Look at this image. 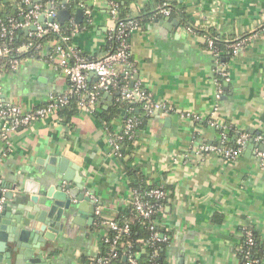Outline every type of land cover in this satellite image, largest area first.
Listing matches in <instances>:
<instances>
[{
  "label": "crops",
  "instance_id": "obj_1",
  "mask_svg": "<svg viewBox=\"0 0 264 264\" xmlns=\"http://www.w3.org/2000/svg\"><path fill=\"white\" fill-rule=\"evenodd\" d=\"M51 1L34 0L45 8ZM76 1H56L60 10L71 13L65 22L79 28L71 45L87 57L104 56L108 32L114 27L108 1L90 0V25L82 29L79 26L87 16L76 20L77 10L82 8L72 7ZM167 1L180 7L181 14L155 13L131 32L128 44L137 68L130 84L140 81L171 109L138 129L125 158L132 160L149 184L167 190L158 223L170 238L168 264H241L235 247L244 236L243 229L264 237V158L259 154L264 152V0ZM24 5V0H2L1 10L13 15ZM159 7L158 0H130L129 16H138L143 8L157 12ZM42 14L43 24L49 22L48 14ZM202 28L225 41L218 62L205 40L207 35L202 37L197 31ZM254 34L235 54L226 45ZM54 51L51 43L41 58L21 60L0 75V107L12 103L33 109L48 104L51 95L70 90L69 79L56 68ZM127 69L126 65L119 67L122 75ZM96 82L93 73L88 84L93 87ZM115 99L116 93L104 92L97 106L107 109ZM183 112L201 119L183 117ZM97 113L96 108L93 113L78 110L66 123L56 112L20 128L8 143L0 139L4 202L15 207L24 184L29 190H47L70 183L71 187L81 184V192L94 204L98 201L108 219L128 208L133 198L131 178L125 161L113 154L111 145L127 116L106 123ZM211 118H217L221 128L212 126ZM223 130L235 142L240 135H248L236 160L200 151L203 144L219 145ZM250 143L254 148L248 153ZM62 159L67 160L68 170L77 167L71 182L61 178ZM9 192L12 199L5 197ZM92 202L82 201L86 213ZM83 220L84 225L71 226L67 233L60 232L48 241L39 254L42 260L47 264H88L98 256L106 229Z\"/></svg>",
  "mask_w": 264,
  "mask_h": 264
},
{
  "label": "built area",
  "instance_id": "obj_2",
  "mask_svg": "<svg viewBox=\"0 0 264 264\" xmlns=\"http://www.w3.org/2000/svg\"><path fill=\"white\" fill-rule=\"evenodd\" d=\"M24 3L29 6L28 12L22 15L23 20H17L10 17L5 23L0 15V38L12 40L15 33L25 27L36 26L30 34L36 37H42L45 34L53 31L62 33L63 27L60 22L56 20V16L60 10V4L56 1L49 3L50 8H44L42 4L34 2V0H24ZM169 3V2H168ZM168 3L165 2L163 6L159 7L160 14L169 16L171 14V8L167 7ZM84 10V14L91 21L92 10L89 7L81 4ZM110 14L114 21V27L109 31V38L116 39L118 44L113 50L107 51L104 56L99 58H91L83 55L79 50L71 45V41L74 35L79 31L76 25H72L71 34L63 35L62 41L54 43V55L56 58V68L62 72L70 81V90L61 95H51L49 103L33 109H25L17 104H6L0 107V139L9 142L11 134L19 130L20 128H27L34 122L43 120L55 114L59 111V108L68 103L70 95H80L78 103V109L86 113L95 112V108L98 105L101 95L104 92H113L117 94V100L127 102H139L142 108L145 110L146 116L155 118L158 114L168 113L170 106L166 102L156 100L152 94L141 84L140 81H133L130 84L133 73L137 72L135 67V60L132 59V53L129 49L128 38L131 32L138 29L140 26L134 20L119 21L118 3L111 0L109 3ZM47 13L53 21L47 23L39 22V17L42 13ZM204 29V28H203ZM257 34V33H256ZM256 34L244 36L235 40L233 43L226 42V45L233 50V53H237L248 41H250ZM208 47L212 50L218 62L221 50L216 44L215 40L211 37L207 38ZM64 44H68L67 47ZM30 45H24L19 50L24 51L29 48ZM1 52H8V47L0 42ZM18 60H13L11 68H14ZM121 65L128 66V69L124 72L126 76H129V81L123 83L120 79L122 71L119 70ZM0 67V75L3 73ZM2 72V73H1ZM96 74L97 82L93 87H90L88 80L91 74ZM226 75V73H223ZM132 110V109H131ZM217 114V110L214 111ZM183 117L192 118L194 120L201 119V116L191 113L183 112ZM141 122L136 117H127L123 129L120 133H117L111 138V145L113 154L117 157H122V146L125 136L128 135L129 139H133L136 135V130ZM209 123L217 128H221V124L217 118H211ZM227 136L225 131L222 132V139L219 145H201V152H215L226 158L227 160H236L243 153L246 143L248 142V135L242 134L237 139L235 146L227 145ZM264 158V152L259 153ZM0 157V163H1ZM264 166V163H263ZM0 178V185H1ZM167 190L164 186H157L151 188L146 193V196L153 198V200H147L141 196V194L133 190L132 205L138 216L145 220H150L151 235L148 239L149 244L156 245L158 242H166L169 240V236L161 234L158 229V220L156 219L161 207L162 201L167 198ZM0 202H4V198H0ZM2 206L0 205V209ZM95 223L101 229H106V234L102 235L106 243L111 245V251L107 255H98L91 259L89 264H113V260L118 256L117 245L123 234L130 232V223L128 221L121 224L114 219H108L103 215V206L98 203L95 204ZM110 232L114 233V236L110 235ZM245 235L247 237V243H253L252 231L246 230ZM125 257L130 264H142L137 254L128 251ZM259 259L250 258L249 253L245 254L244 264H256ZM156 264V263H152Z\"/></svg>",
  "mask_w": 264,
  "mask_h": 264
},
{
  "label": "trees",
  "instance_id": "obj_3",
  "mask_svg": "<svg viewBox=\"0 0 264 264\" xmlns=\"http://www.w3.org/2000/svg\"><path fill=\"white\" fill-rule=\"evenodd\" d=\"M56 1H58L60 4L62 3V0H56ZM107 1L109 4L111 0H107ZM114 1L118 3L119 21H127L129 19L134 20L139 24L140 27H142L150 17L154 16L155 13L156 15L157 14L162 15L160 14L159 10H157V12H152L151 8H143L138 16L130 17L129 16L130 0H114ZM158 1L160 6H163L165 2L168 3L167 0H158ZM1 2L2 0H0V15L5 23H7L10 17L16 18L17 20H22V15L28 12L29 10V6L24 5L21 9L16 10V12L13 15H8L1 10ZM89 2L90 0H77L76 3L72 5V7H75L77 5L80 6L81 4H83L86 7L92 8V6L89 5ZM167 7L171 8L170 15L181 14V8L178 7L176 4L168 3ZM60 24L63 27L62 33L51 31L45 34L44 36L38 38L32 34L19 35V30H18L15 33L12 40L7 38L6 39L0 38V42L5 44L9 49L8 52H4L0 54V67L2 68L1 71L5 72L7 70H10L13 60L21 61V60L41 58V56H43L42 55L43 51L46 49V47L49 44L61 42L63 35H70L71 27L73 23L67 21ZM89 25H90L89 18L86 17L82 21L79 27L82 29L89 27ZM197 31L202 37L203 35H207V38L208 37L213 38L221 51L225 49L224 46L225 41L220 40L215 32L209 33L210 31L204 30L203 28L197 29ZM207 38L205 39L206 41ZM117 44L118 42L116 39L113 38L110 39L109 35H107V44L105 46L107 51L115 49L117 47ZM24 45H30V46L27 50L20 51L19 49ZM64 46L67 47L68 44H64ZM120 79L123 83H125L129 81V76L121 74ZM79 100H80V95H70L68 103L62 105L59 108L58 114L62 119L65 118L64 120L66 123H68L72 119V116H74L78 112ZM121 110L125 111L124 116L121 115ZM96 111L98 112L97 114L99 115L101 120L106 123L109 122L114 117H122V118H124L125 116L136 117L141 122L137 127L136 133L138 129L142 128L151 119V117L146 116L145 110L142 108V105L139 102H127V101L115 99L109 108L106 109L102 105H100L99 107L98 106L96 107ZM124 123H125V119L123 121V126ZM134 140L135 137L133 139H129L128 135L125 136L122 146L123 156L121 158L125 161L126 170L131 178V188L133 190L138 191L141 194V196H143V198L147 200L148 199L153 200V198L151 199L148 196H146V193L149 190H151V188L157 187V183L149 184L144 174L139 175V172L135 169V166H133L131 163L132 160L131 159L127 160L125 158L126 154L130 153V150H132ZM227 140H228L227 142L228 146H235L236 143L235 140L231 138ZM165 200L162 201L163 204L166 203ZM159 213L156 217L157 220L159 217ZM114 220L120 222L121 224L128 221L130 223V232H128V234H123L122 237L120 238L119 243L117 245L118 256L113 260V264H130L128 259L125 257L128 251H132V253L137 254L142 264H152V263L168 264L166 251L170 238L168 241L158 242L154 246L149 244L148 239L151 235L150 220H145L136 214L134 207L132 205V201H131V205L125 210H123L120 214H118L117 217L114 218ZM157 229L161 234L169 236L166 233L165 229L162 227V225L158 224ZM247 229L252 231V237H253L252 244L247 243V237L245 235V231ZM243 232H244V236L240 238V241L235 247V251L238 254L241 264H244L245 254L247 252L249 253L250 258L259 259V262L256 264H264V237L261 234L257 233L256 231L249 228L243 229ZM110 235L114 236V233L110 232ZM101 243H102L101 252L99 255L100 256L107 255L111 251V245L109 243H106L103 238ZM90 261L91 259L89 260V262Z\"/></svg>",
  "mask_w": 264,
  "mask_h": 264
},
{
  "label": "water",
  "instance_id": "obj_4",
  "mask_svg": "<svg viewBox=\"0 0 264 264\" xmlns=\"http://www.w3.org/2000/svg\"><path fill=\"white\" fill-rule=\"evenodd\" d=\"M83 16L84 10L79 8L76 20L81 21ZM43 17L42 14L39 22L43 23ZM70 18L71 13L65 9L60 10L56 16L60 23ZM50 21L53 19L50 18ZM35 29L36 26H29L20 29L19 33L27 34ZM248 148V153H251L254 144L250 143ZM67 164L66 159L61 160V178L71 182L77 167L74 166V171L68 170ZM80 187L81 184L71 187L68 183L65 186H51L47 190H29L24 184V193L16 198L15 207L7 202H0V264H47L39 254L43 252L48 241L54 240L60 232L67 233L71 226L84 225L83 219L88 224H93L95 204L89 196L81 192ZM25 190L32 193L28 194ZM2 196L3 193L0 192V198ZM5 197L12 199L13 194L9 192ZM83 200L92 202L89 213L83 210Z\"/></svg>",
  "mask_w": 264,
  "mask_h": 264
}]
</instances>
